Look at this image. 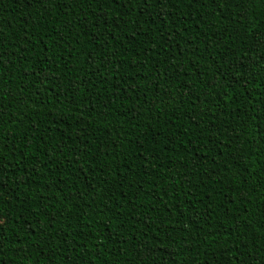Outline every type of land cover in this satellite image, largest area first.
I'll return each mask as SVG.
<instances>
[{"label":"trees","instance_id":"16d2710c","mask_svg":"<svg viewBox=\"0 0 264 264\" xmlns=\"http://www.w3.org/2000/svg\"><path fill=\"white\" fill-rule=\"evenodd\" d=\"M0 264H264V0H0Z\"/></svg>","mask_w":264,"mask_h":264}]
</instances>
